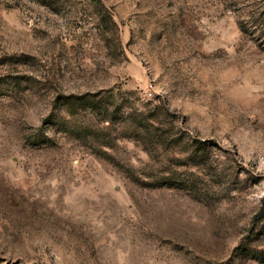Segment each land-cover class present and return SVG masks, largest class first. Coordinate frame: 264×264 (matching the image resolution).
<instances>
[{"label": "rangeland", "instance_id": "obj_1", "mask_svg": "<svg viewBox=\"0 0 264 264\" xmlns=\"http://www.w3.org/2000/svg\"><path fill=\"white\" fill-rule=\"evenodd\" d=\"M0 264H264V0H0Z\"/></svg>", "mask_w": 264, "mask_h": 264}, {"label": "trees", "instance_id": "obj_2", "mask_svg": "<svg viewBox=\"0 0 264 264\" xmlns=\"http://www.w3.org/2000/svg\"><path fill=\"white\" fill-rule=\"evenodd\" d=\"M91 103L94 105V102L92 101V102H90V105H91Z\"/></svg>", "mask_w": 264, "mask_h": 264}]
</instances>
